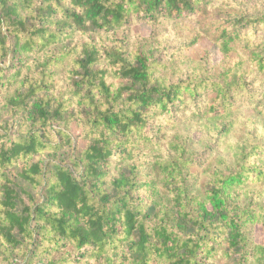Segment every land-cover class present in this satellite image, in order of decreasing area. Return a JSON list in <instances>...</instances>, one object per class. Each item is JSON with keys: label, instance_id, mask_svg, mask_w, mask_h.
Listing matches in <instances>:
<instances>
[{"label": "trees", "instance_id": "obj_1", "mask_svg": "<svg viewBox=\"0 0 264 264\" xmlns=\"http://www.w3.org/2000/svg\"><path fill=\"white\" fill-rule=\"evenodd\" d=\"M205 3L0 0V264H264V237L248 245L251 228L260 224L264 233L263 208L231 196L264 180L260 142L251 141L228 173H212L202 195L188 185L199 160L178 141L168 144L173 157L156 163L167 197L158 199L134 166L113 178L109 168L115 152L124 158L127 146L151 141L156 117L190 103L202 101L196 115L225 136L234 122L219 120L236 110L252 72L264 76L263 44L235 49L249 31L264 33V15L215 27L219 71L172 83L155 76L159 60L129 51L124 40L102 51L72 43L133 19L179 20ZM111 78L125 84L114 87ZM255 112L264 117V105Z\"/></svg>", "mask_w": 264, "mask_h": 264}, {"label": "rangeland", "instance_id": "obj_2", "mask_svg": "<svg viewBox=\"0 0 264 264\" xmlns=\"http://www.w3.org/2000/svg\"><path fill=\"white\" fill-rule=\"evenodd\" d=\"M264 15V0H206L203 7L194 15L179 20L156 19L150 22L130 20L125 26L111 33H96L76 36L72 43L92 42L99 50L114 47L117 39L124 40L129 51H144L163 66L156 70L155 76L166 83L188 78L213 75L221 68L223 56L214 43L211 34L214 28L231 23L239 16L256 17ZM196 44L190 45L193 40ZM264 45V33L249 31L247 43L236 46V53L244 54L245 46ZM248 81L250 86L245 93L236 95V110L219 120L234 122L225 136H219L217 123L196 115L202 105L190 103L185 111L173 109L169 115L156 117L150 126L151 141L136 142L127 146L126 156L115 152L110 160L111 178L117 176L127 166H134L137 173L154 182L158 190L157 198L167 197L161 188L156 163L169 160L174 153L168 144L178 141L187 146V152L199 160L189 172L188 185L194 195H202V186L214 172L228 173L235 167L236 158L249 149L251 141L264 146V117L255 112L264 105V76L252 72ZM114 87L125 84L121 79L108 81ZM61 82L59 87H65ZM218 122V123H219ZM71 132L77 129L70 124ZM80 143V142H79ZM261 166L264 168V157ZM232 198L243 206L258 205L264 216V180L251 182L231 193ZM264 237L262 226L257 224L248 232L249 249L261 245ZM253 255L249 262H253ZM216 264H226L217 259Z\"/></svg>", "mask_w": 264, "mask_h": 264}]
</instances>
